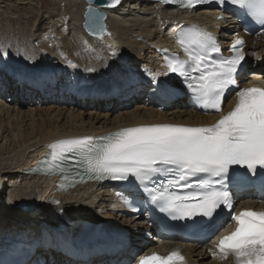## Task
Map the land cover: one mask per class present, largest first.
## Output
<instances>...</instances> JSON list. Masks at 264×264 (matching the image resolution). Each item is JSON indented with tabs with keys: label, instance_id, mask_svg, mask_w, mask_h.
Listing matches in <instances>:
<instances>
[{
	"label": "bare ground",
	"instance_id": "bare-ground-1",
	"mask_svg": "<svg viewBox=\"0 0 264 264\" xmlns=\"http://www.w3.org/2000/svg\"><path fill=\"white\" fill-rule=\"evenodd\" d=\"M63 2L60 7L65 12L60 19L54 18V29L60 35L54 46L58 56L44 50L50 51L54 40L39 42L41 37L38 32H41V28H36V24H44L43 0H0V45L4 46L0 48V70L9 72V75L20 81L29 82L28 85L39 83L42 92L45 87L49 88L48 85L55 84V80L59 84L62 79L65 82L62 89L71 94L68 97L71 104H48L41 109H33L30 103L26 105L28 100L21 98L12 97L9 103L13 105L5 103L11 93L5 97L0 87V132L6 134L1 136L16 145L20 142L23 144L18 151L9 150L7 145L6 148L4 145L0 147V241L8 239L11 242L18 233L27 235L30 241L36 242L35 256L52 255L58 260V248L75 243L80 236L82 227L80 224L75 226L76 223L83 222L89 228H102L115 221L120 226L128 224L134 228L136 244L151 245L152 242L144 240L141 231L143 221L128 217L119 203L118 191L106 181L88 182L62 191L56 189V176L31 173L30 167L42 155H47L49 145L60 139L100 135L130 126L163 122L175 125L200 124L214 120L216 117L197 114L189 107L184 85L177 78L171 74L170 78L159 75L167 72L160 51L168 49L169 45L174 46V28L182 22H193L222 42L231 37L234 25L231 19L227 24L214 11L205 8L176 11L154 1L123 0L117 8L107 9L111 35L105 38L112 42L106 44L83 30L84 0H61ZM67 19L74 21V26L69 29L63 23ZM261 40L258 37L252 47L258 52L256 59L264 53V47L259 46ZM49 56L56 57L57 61L52 58L47 61ZM139 57L142 61L144 58L147 61L157 60L159 74L151 73L148 69L142 75L135 73L137 67L133 64ZM153 74L156 75L155 81ZM146 77L154 81L150 94L157 92L153 95L155 99H150L153 103L162 100V90L168 96L174 91L180 96V107L163 112L161 108L155 111L157 106L153 110L140 102L143 97L136 94L139 92L138 83ZM161 83L166 88L161 87ZM172 85L178 86L175 88ZM10 86L7 85V88ZM28 89V93L35 92L33 88ZM113 94L128 99L131 105H115L116 99L110 100L108 104L101 100V103L94 105L107 113L97 114L95 110L85 113L84 109L90 107L91 101L102 97L107 99ZM111 101H114V105ZM27 121H30L29 125ZM3 150L6 152L3 153ZM8 153L7 157H3ZM178 244L184 247L190 264H235L232 257L223 261L211 258L203 245L190 242Z\"/></svg>",
	"mask_w": 264,
	"mask_h": 264
},
{
	"label": "snow or ice",
	"instance_id": "snow-or-ice-1",
	"mask_svg": "<svg viewBox=\"0 0 264 264\" xmlns=\"http://www.w3.org/2000/svg\"><path fill=\"white\" fill-rule=\"evenodd\" d=\"M120 2L110 0L109 6ZM201 2L179 0L184 7ZM226 2L238 5L264 28V0H218ZM104 19L102 12L90 6L85 27L102 36ZM178 42L185 57L166 58L167 72L159 75L180 76L197 105L205 110L220 111L225 93L234 89V106L216 123L196 127L143 125L98 138L58 140L49 145L50 159L42 163L48 165L45 170L49 174H61V188L72 173L68 165H74V179L134 177L144 186L150 202L173 220L194 224L234 221L233 231L213 241L214 248L209 249L213 257L232 256L235 264H264V210L235 212L227 184L233 166L252 175L258 170L264 174V88L240 86L238 82L245 60L242 39L231 45V56H224L213 35L196 26L182 29ZM160 86L166 88L162 83ZM136 264H186V259L179 249H173L167 255L155 251L140 255Z\"/></svg>",
	"mask_w": 264,
	"mask_h": 264
},
{
	"label": "rangeland",
	"instance_id": "rangeland-1",
	"mask_svg": "<svg viewBox=\"0 0 264 264\" xmlns=\"http://www.w3.org/2000/svg\"><path fill=\"white\" fill-rule=\"evenodd\" d=\"M10 1H13V0H10ZM43 6H42V14H43V19H42V21H44V24H42L41 26H40V24H39V22H37V24H36V28H41V32H38V36L39 37H41V41H39V42H43V43H45V42H47V41H49L50 39H52V37L53 36H55V37H57V38H59L60 37V35L55 31V25H54V20L57 18V19H60V17H61V14L62 13H64L65 12V10H63V8H61L60 6H62L63 4H64V2L63 3H61V0L59 1V0H43ZM18 3V2H17ZM16 3V4H17ZM17 5H19V3L17 4ZM24 5H26V3L24 4ZM58 8H60V9H58ZM76 9V8H75ZM74 9V10H75ZM51 10V11H50ZM49 12V13H48ZM51 12V13H50ZM57 13V14H56ZM50 14V15H49ZM55 15H57V16H55ZM49 16V17H48ZM55 16V17H54ZM46 17V18H45ZM50 17H52L51 19H50ZM55 18V19H54ZM46 21V22H45ZM73 20H71V19H67V20H64L63 21V23L64 24H66L65 25V28H68L69 29V27H72V26H74V24H73ZM52 23V24H51ZM57 24V23H56ZM58 25V24H57ZM43 29V30H42ZM61 30H62V28H61ZM55 31V32H54ZM44 33V34H43ZM46 34H48V35H46ZM47 36H49L48 37V39H47ZM58 39H56V41H57ZM36 43H38V42H35V44ZM61 42H59V44H60ZM149 44V43H148ZM55 46V45H54ZM52 49L50 50V51H48V50H46V49H44L46 52H51V53H54L53 51H54V48H53V46L51 47ZM55 55H56V53H54ZM124 58H126L125 56H124ZM140 59V60H139ZM145 61V62H144ZM148 63H150V65L148 64ZM151 63L152 62H150V61H147V59L146 58H144L143 59V61H142V58L141 57H139L138 58V60L137 61H135V63L133 64L134 65V67H137V68H135L136 70H137V72H138V74H141L142 72H143V69L144 70H147L149 67H151V68H153L154 67V65H151ZM142 64V65H141ZM140 66V67H139ZM3 74L5 75V76H3ZM10 80H12V81H10ZM13 81H14V83H13ZM16 82L17 81H15V79H14V77H10L9 76V74H7L6 72H2V71H0V87H2V89H4L5 88V91H7V92H5V93H8V89H9V91L11 92V95H13V96H11V97H9V98H12V97H16V98H21L22 100H28V101H26V105H29V103H30V107H32L33 109H41L44 105H48V104H55V105H57V106H61L60 104H71L70 103V101L67 99V97H68V93H66V91H65V89H60V88H63V85H56V84H51V86H53V88L52 89H47V92L46 93H48V94H44L43 93V95H44V97L43 98H38V100L37 101H34L33 99H32V102H30V93H28V91L27 90H25L24 89V87L22 86V85H20V84H16ZM148 83H150V82H148ZM140 84H143V86H145L146 85V87H144L143 88V90H141V91H143L141 94H140V96H142L143 97V99L140 101V102H143L144 104H145V106H147L148 108H150V109H153V110H155V111H157V109L159 110L160 108H161V110L164 112V111H168V110H176V109H178V107H179V103H178V101L176 100V99H170L169 100V102H168V105H162L161 104V102H159L158 104H153V103H151V102H148V94H149V92H148V89L151 87V85L150 84H146V83H140ZM145 84V85H144ZM7 85H11L9 88H7ZM52 92V93H51ZM5 95V94H4ZM0 97H2V96H0ZM66 97V98H65ZM139 97V96H138ZM113 99H116L117 100V98L116 97H111V98H109V99H106V98H104V99H98V100H96V101H91L90 102V107H87V108H85L84 110H86L85 111V113L86 112H90V110H95L96 111V113L97 114H99V113H102V114H105V113H107V111H104L102 108H99L98 109V107H96L94 104H96V103H101V100H103V103L105 104V101H107L106 103L108 104L109 103V101L110 100H113ZM147 100V101H146ZM4 101V100H3ZM18 101V100H17ZM51 102V103H46V102ZM68 101V102H67ZM145 101V102H144ZM5 102V101H4ZM10 101H8V98H6V102L5 103H8L9 105H13L12 103H9ZM114 103V101H111V104H113ZM118 100H117V102H115V105H118ZM133 103V102H132ZM148 104V105H147ZM114 105V104H113ZM122 106H123V104H121ZM131 105V103L130 102H128V100H127V104H125L124 106L125 107H129ZM153 106V107H152ZM157 106V107H156ZM48 107V106H47ZM156 107V108H155ZM159 107V108H158ZM90 108H92V109H90ZM155 108V109H154ZM176 108V109H175ZM89 110V111H88ZM26 124L27 125H29L30 124V121H27L26 122ZM1 135H6L5 133H3V132H0V147L2 146V145H4V147L6 148V145H7V147H9V150H11V149H16L17 151L18 150H21V146H23V144H21V142L20 143H17V145L15 144V142H11V140H8V141H6L5 139H3V136H1ZM3 141V142H2ZM6 141V142H5ZM5 142V143H4ZM8 144H10V146L8 145ZM19 146V147H18ZM5 148H3V149H5ZM1 151V150H0ZM4 152L3 153H5L6 151L5 150H3ZM8 151V150H7ZM14 153H15V151H14ZM9 155V153L8 154H5L3 157H7Z\"/></svg>",
	"mask_w": 264,
	"mask_h": 264
},
{
	"label": "water",
	"instance_id": "water-1",
	"mask_svg": "<svg viewBox=\"0 0 264 264\" xmlns=\"http://www.w3.org/2000/svg\"><path fill=\"white\" fill-rule=\"evenodd\" d=\"M84 1H85L86 5H85L84 11H83L82 27L85 30V32L94 38L104 40L105 42H108V43L112 42V41L105 38L106 35H109V36L111 35L110 30L108 28V24H107V18H108L107 9L117 8L118 6H120L123 3V0H121V2L115 6H109L110 0H105V2H101V0H84ZM90 6L92 8L97 9L99 12H102L105 16L103 23H104V25H106V30L104 31L102 36L93 34L92 31H90L87 27H85L86 20L88 19V10H89Z\"/></svg>",
	"mask_w": 264,
	"mask_h": 264
}]
</instances>
